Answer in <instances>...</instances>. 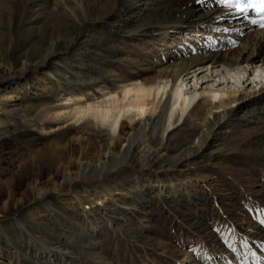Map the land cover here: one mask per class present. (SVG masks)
I'll return each instance as SVG.
<instances>
[{"label": "rangeland", "instance_id": "374dc122", "mask_svg": "<svg viewBox=\"0 0 264 264\" xmlns=\"http://www.w3.org/2000/svg\"><path fill=\"white\" fill-rule=\"evenodd\" d=\"M84 1L89 19L81 26L79 8L72 13L61 0H0V35L6 36L0 52V264H187L196 255L215 264H264V250L245 246L238 251L244 256L235 258V248L208 254L206 244L230 238L264 244V167L251 158L263 140L262 124L215 132L214 156L189 159L183 173L138 174L129 165L99 178L100 161L119 151L124 133L118 141L119 132L91 117L76 118L63 103L154 75L173 51L201 46L207 53L206 38L214 32L164 34L160 29L175 19V0H150L115 28L102 21L137 0ZM232 24L225 41L236 46L249 26ZM54 38L73 44L23 74V62L34 64V50L42 54ZM207 104L177 122L163 144L157 133L144 137L139 156L161 162L166 154H187L204 129ZM88 166L94 171L84 172ZM100 183L113 198L97 205ZM189 191L200 210L188 202ZM111 200L117 207L108 211ZM135 211L147 214L146 228Z\"/></svg>", "mask_w": 264, "mask_h": 264}, {"label": "bare ground", "instance_id": "6f19581e", "mask_svg": "<svg viewBox=\"0 0 264 264\" xmlns=\"http://www.w3.org/2000/svg\"><path fill=\"white\" fill-rule=\"evenodd\" d=\"M149 1L137 0L126 11L121 10L107 17L102 24L110 28L119 27L123 25L121 22L125 16L131 17L132 14L129 12L136 10L134 14H138L144 8L143 5ZM156 2L159 3L157 0ZM61 3L72 13L74 8L78 7L80 16L75 19L81 26L85 25L89 19V3H85L84 0H61ZM232 3L234 4L235 0H232ZM171 6L175 19L166 22V26L164 25L160 30H164V34L171 31L192 33L191 31L195 30L214 32L211 38H206L207 53H203L201 46H192L187 50L184 49L185 51L182 49L173 51L172 54H175L163 56L162 62L167 65L154 75L144 79L136 77L124 80L116 90L101 88L99 95L90 96L92 97L90 100L89 96L79 94L63 102L68 106V111L70 108V114L72 113L76 118L91 117L94 121L109 127L113 134L119 132L118 141L124 133L119 151L107 153L100 161L102 169L99 170V178H104L129 165L138 174L159 176V168L183 173L180 167L189 159H211L214 156L209 150L215 132L226 133L235 124L242 123L253 125L258 122L264 126V27L252 30L257 25L264 26V20H261L264 19L261 18L264 13H257L254 9L240 12L231 4L221 3L220 0H175ZM249 13L255 15L246 16ZM232 22L249 26L241 31L242 35L239 34V43L236 46H233L229 40L225 41L226 30ZM5 40L6 36L0 35V52L5 51L3 49ZM72 44L71 39L63 41L54 38L42 54L38 53L39 49L34 50L32 54L38 56L34 64L23 62L20 70L25 74L28 67L33 66L36 69L49 62L57 53L69 49ZM35 87L38 88L39 85ZM200 103H208L209 115L205 119L200 118L204 120V129L196 135L197 138L189 147L187 154L183 155V152L174 156L166 154L165 160L161 162L139 156V148L145 143L144 137L149 136L150 133H157L163 144L174 125L179 121H185ZM125 127L127 130H124ZM251 158L254 163L264 167V136L258 150ZM136 162L141 164L140 169L134 168L133 163ZM90 169L88 166L84 172ZM149 170L151 172H147ZM111 197L113 198L112 192L100 183L94 202L100 205L104 203L103 200ZM187 200L196 211L200 210L198 202L193 201L191 191L187 194ZM106 205L108 211L111 205L117 207L114 200ZM89 207V205L84 206L85 209ZM135 214L137 221L146 228L144 222L147 214L136 211ZM18 226L24 231L25 225L22 221H19ZM262 231L261 228L258 229L253 237ZM247 240L248 243H235L231 238L223 241L208 239L206 242L210 247L208 254L210 252L221 254L225 250L235 248L236 258L239 255L244 256L238 251L245 246L247 251H251L250 247H252L255 253L264 250L263 243ZM218 257L216 255V262H220ZM257 257L255 259H258ZM187 264H215V260L208 255H196Z\"/></svg>", "mask_w": 264, "mask_h": 264}, {"label": "snow or ice", "instance_id": "6c2138e0", "mask_svg": "<svg viewBox=\"0 0 264 264\" xmlns=\"http://www.w3.org/2000/svg\"><path fill=\"white\" fill-rule=\"evenodd\" d=\"M220 2L231 4L240 12L254 9L257 13H264V0H235L234 4L232 3V0H220Z\"/></svg>", "mask_w": 264, "mask_h": 264}]
</instances>
